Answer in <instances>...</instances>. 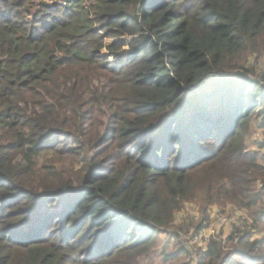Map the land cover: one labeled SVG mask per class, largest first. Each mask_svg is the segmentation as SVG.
Here are the masks:
<instances>
[{"label":"trees","instance_id":"trees-1","mask_svg":"<svg viewBox=\"0 0 264 264\" xmlns=\"http://www.w3.org/2000/svg\"><path fill=\"white\" fill-rule=\"evenodd\" d=\"M261 57L264 0H0V264H264Z\"/></svg>","mask_w":264,"mask_h":264},{"label":"rangeland","instance_id":"rangeland-1","mask_svg":"<svg viewBox=\"0 0 264 264\" xmlns=\"http://www.w3.org/2000/svg\"><path fill=\"white\" fill-rule=\"evenodd\" d=\"M47 3H50V1H47ZM127 40H129L130 42L132 39ZM102 55H107V52L103 51ZM128 55L129 50L127 48H124L121 52L117 53L116 57H110L109 60L112 64L126 63L128 60ZM242 62L244 63V61ZM246 62L247 63L245 65L248 69H252L251 66H254V71L259 72L261 67L264 65V57L259 58L257 63H255V61L253 62L252 60ZM253 122L256 128L245 139L247 151H260L264 154V148L261 150L257 148L259 144L264 145V128H259L258 122ZM254 143L258 145H254ZM262 162H264V160H262ZM203 210V205L201 206L200 204L194 202L185 203L182 209L175 214L174 223L172 224V226L175 228H183L185 231H188V224H198L203 220ZM245 214L246 212L232 207L231 205H227L224 207L214 205L212 207H209L204 214V216L207 218L204 224L205 229L196 238H193L194 241L191 240L193 237L191 234H187V236L184 237V234L182 233V238L186 239H182V241L184 242L183 247L191 254H194L197 251V248H204L206 246V241L208 239L210 240V237H213L216 241H223L227 236L231 234L232 230L235 227L238 229L237 233L245 232L246 226L243 223L244 220H241L242 217H245ZM257 236V234H254V238H256ZM162 242H166V244H168L169 246L177 243L174 242L172 238H164L162 239ZM172 248L173 247H171V249ZM190 257V255H188V257L187 255H183L178 260V264H185Z\"/></svg>","mask_w":264,"mask_h":264},{"label":"built area","instance_id":"built-area-1","mask_svg":"<svg viewBox=\"0 0 264 264\" xmlns=\"http://www.w3.org/2000/svg\"><path fill=\"white\" fill-rule=\"evenodd\" d=\"M59 4H62V5H64V3H62V2H59Z\"/></svg>","mask_w":264,"mask_h":264}]
</instances>
